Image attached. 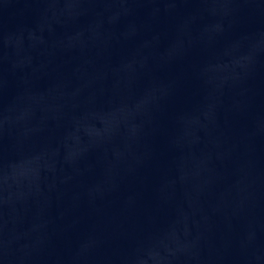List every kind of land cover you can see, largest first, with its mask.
<instances>
[{"label":"water","instance_id":"1","mask_svg":"<svg viewBox=\"0 0 264 264\" xmlns=\"http://www.w3.org/2000/svg\"><path fill=\"white\" fill-rule=\"evenodd\" d=\"M0 264H264V0H0Z\"/></svg>","mask_w":264,"mask_h":264}]
</instances>
